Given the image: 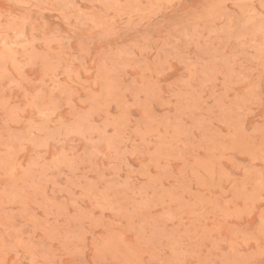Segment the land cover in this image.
<instances>
[{"label":"rangeland","instance_id":"rangeland-1","mask_svg":"<svg viewBox=\"0 0 264 264\" xmlns=\"http://www.w3.org/2000/svg\"><path fill=\"white\" fill-rule=\"evenodd\" d=\"M0 264H264V0H0Z\"/></svg>","mask_w":264,"mask_h":264}]
</instances>
